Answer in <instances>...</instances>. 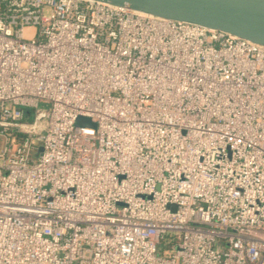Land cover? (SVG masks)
<instances>
[{"label": "built area", "instance_id": "obj_1", "mask_svg": "<svg viewBox=\"0 0 264 264\" xmlns=\"http://www.w3.org/2000/svg\"><path fill=\"white\" fill-rule=\"evenodd\" d=\"M0 264H264V47L0 0Z\"/></svg>", "mask_w": 264, "mask_h": 264}, {"label": "water", "instance_id": "obj_2", "mask_svg": "<svg viewBox=\"0 0 264 264\" xmlns=\"http://www.w3.org/2000/svg\"><path fill=\"white\" fill-rule=\"evenodd\" d=\"M217 30L264 47V0H93ZM76 124L93 125L78 116Z\"/></svg>", "mask_w": 264, "mask_h": 264}, {"label": "rangeland", "instance_id": "obj_3", "mask_svg": "<svg viewBox=\"0 0 264 264\" xmlns=\"http://www.w3.org/2000/svg\"><path fill=\"white\" fill-rule=\"evenodd\" d=\"M33 113L35 114V111H33ZM33 113H31L32 116H33ZM46 115H47L46 110H43L42 112L38 113L37 117L41 120H44L46 118Z\"/></svg>", "mask_w": 264, "mask_h": 264}]
</instances>
